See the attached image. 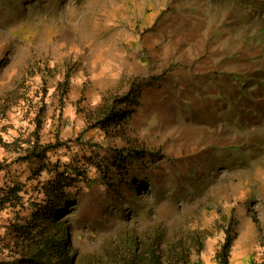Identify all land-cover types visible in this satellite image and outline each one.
I'll return each instance as SVG.
<instances>
[{"label": "rangeland", "instance_id": "1", "mask_svg": "<svg viewBox=\"0 0 264 264\" xmlns=\"http://www.w3.org/2000/svg\"><path fill=\"white\" fill-rule=\"evenodd\" d=\"M35 137L57 146L43 160L21 151ZM0 166V200L23 186L0 201L6 261L17 224H70L105 264L158 236L217 264L228 234L231 264L261 261L264 0H0Z\"/></svg>", "mask_w": 264, "mask_h": 264}, {"label": "trees", "instance_id": "2", "mask_svg": "<svg viewBox=\"0 0 264 264\" xmlns=\"http://www.w3.org/2000/svg\"><path fill=\"white\" fill-rule=\"evenodd\" d=\"M136 89L134 87L125 96L113 98L109 106H101L99 111L101 117L97 126L105 129L109 122H116L119 118V105L131 100L134 103L137 102L138 95L136 93L135 95L132 94V90ZM131 96H133L132 99ZM55 147L57 146L42 142L39 137H35L27 140V144L24 145L21 151L25 153L26 157L34 155L43 160L47 157V152ZM120 154L135 158L140 153L128 151ZM74 165L72 162L66 163L65 167L74 168ZM4 168V166H0V171ZM77 173L82 175L83 180H86L87 173L85 169L80 171L78 168ZM57 176L55 178L56 186L59 187L60 192H64L65 188L72 184V178L65 173H60ZM22 190V185L15 184L8 188V198H1L0 201L4 203L3 205L16 203L19 200L21 203L23 199ZM146 239L149 240V236ZM152 243L154 244L148 243L144 239H137L130 247L123 250L115 245L112 250V259L115 264H199L192 260L190 250H187L182 244H174L166 248L165 242L163 243V238L160 236L154 242L152 240ZM232 245L233 237L228 234L222 248L218 251L217 264H231L230 249ZM6 248L10 250L8 255L14 258L8 261L5 258H0V264H105L104 260L96 254L91 253L83 256L81 251L75 247L70 224H17L14 246L8 244ZM0 252L3 254V249H0ZM251 264H264V259L261 261L253 260Z\"/></svg>", "mask_w": 264, "mask_h": 264}, {"label": "crops", "instance_id": "3", "mask_svg": "<svg viewBox=\"0 0 264 264\" xmlns=\"http://www.w3.org/2000/svg\"><path fill=\"white\" fill-rule=\"evenodd\" d=\"M185 74H186V72H185ZM198 82H200V81H198ZM194 84H196V82L194 81ZM207 84H209V81H207Z\"/></svg>", "mask_w": 264, "mask_h": 264}]
</instances>
